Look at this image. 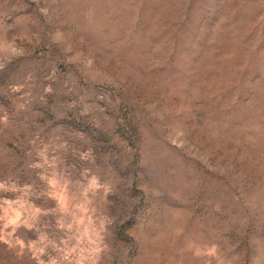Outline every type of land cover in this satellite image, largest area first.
<instances>
[{
	"label": "rangeland",
	"instance_id": "rangeland-1",
	"mask_svg": "<svg viewBox=\"0 0 264 264\" xmlns=\"http://www.w3.org/2000/svg\"><path fill=\"white\" fill-rule=\"evenodd\" d=\"M0 264H264V0H0Z\"/></svg>",
	"mask_w": 264,
	"mask_h": 264
}]
</instances>
